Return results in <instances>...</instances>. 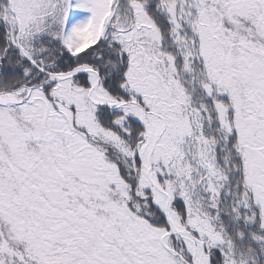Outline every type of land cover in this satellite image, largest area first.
I'll return each mask as SVG.
<instances>
[{
	"label": "snow or ice",
	"instance_id": "6c2138e0",
	"mask_svg": "<svg viewBox=\"0 0 264 264\" xmlns=\"http://www.w3.org/2000/svg\"><path fill=\"white\" fill-rule=\"evenodd\" d=\"M0 264H264V0H0Z\"/></svg>",
	"mask_w": 264,
	"mask_h": 264
}]
</instances>
